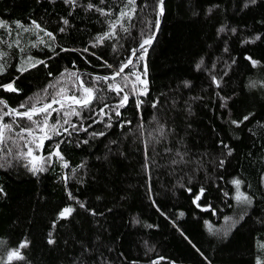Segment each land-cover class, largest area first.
Returning a JSON list of instances; mask_svg holds the SVG:
<instances>
[{
    "label": "trees",
    "instance_id": "1",
    "mask_svg": "<svg viewBox=\"0 0 264 264\" xmlns=\"http://www.w3.org/2000/svg\"><path fill=\"white\" fill-rule=\"evenodd\" d=\"M132 7L0 0V86L17 89L0 87V99L24 112L61 88L82 95L81 82L96 97L74 106L78 115L51 113L60 134L40 148L22 132L40 136L36 125L3 117L12 130L0 143V264H264V0H165L162 15L160 0ZM124 10L127 31L117 25L97 43ZM160 24L124 73L146 80V94L129 85L119 119L123 93L97 78L132 59ZM30 149L50 157L49 169H29ZM13 251L22 258L9 259Z\"/></svg>",
    "mask_w": 264,
    "mask_h": 264
},
{
    "label": "snow or ice",
    "instance_id": "2",
    "mask_svg": "<svg viewBox=\"0 0 264 264\" xmlns=\"http://www.w3.org/2000/svg\"><path fill=\"white\" fill-rule=\"evenodd\" d=\"M66 3L69 4H75L76 0H65ZM101 2H103V0H101ZM252 3H255V0H251ZM128 4L132 5L133 7L131 8V12L135 11L134 5H135V0H128ZM87 7L89 9L94 8L95 6L91 3H89L87 5ZM97 11H100L102 14L105 15H110V13H105L103 9H96ZM160 14H163V0H160ZM125 16H129L130 18V12L128 10H124L121 11L119 13V17L120 19H117L116 21L112 22L110 24V31L104 33L101 36H97L96 37V41L97 43H102L105 39H110V38H114L116 35V27L117 25H119L124 31H127V28L124 27V25L121 23V20L125 17ZM65 24L68 23L67 20L64 21ZM3 22L0 21V25H2ZM20 26V25H18ZM36 28H39V25H35ZM27 31V29H25ZM64 29H61V31H63ZM45 35L49 36L50 38H53V34L50 32H46ZM151 43V39H147L144 41V43L140 46L141 48L144 47V44H150ZM93 47H95V45H93ZM85 51H87V49H85ZM147 50L145 49V52ZM132 55H135V50H133ZM143 58V57H141ZM39 63H43V61H40ZM132 64V60L128 59L126 62L121 63V65L119 66V68H117L113 75L108 77H98L97 80L99 81H103L104 83L107 84L108 90L111 91H115L118 95L120 93H122L124 91V88H127L129 86V83L132 84V92L135 94L138 89H137V82L141 85H144L145 87L141 90H139V94L140 95H144L146 94V84L147 81L146 80H142L140 75H138L137 73L133 72L132 76L135 77L134 81H130L129 80V76L127 74H124V70L125 68H128L129 65ZM253 64H255V61H253ZM32 67L36 66V63H32L31 64ZM3 70V66L0 65V71ZM27 68L25 67H21L19 69V71L23 72L26 71ZM75 75V74H72ZM146 75V72H145ZM117 77H122V80L124 81L123 84L116 82L117 81ZM111 80L112 83H108V81ZM0 87H5L6 90L9 91H17V89H15L13 87L12 83H9L6 86H0ZM80 87L82 88V92L83 94H86V97L82 94L80 96H77L75 94L73 95H66L65 93V89L61 88L50 100V102L48 103H44L42 106L37 107V104L39 103V100L36 103H32L30 107H27V110L24 112H20L17 109L14 108H10L9 105L2 99H0V105H3L4 108L8 109V111L3 112L2 115H0V143H3L5 140V132H10L12 130V125L8 124V123H3V117L4 116H15L21 119H27L28 121H30L33 125H36L37 130L39 131V133H41L40 136H35L33 133V130L31 128H23L22 132L26 133L28 136H33V140L29 141V143H35L37 148H39L42 143H43V138H48L50 139L51 136L48 135L49 132H54L56 134H60L58 132L57 129V124L59 123V121H57V123H54L52 125H49V117L51 116L52 112H63L64 117H68L71 115H78L79 113L76 110V107L74 106H80V107H89L91 106V102L93 99H96V97L94 96V89L89 86V87H84L83 82H81ZM31 99V98H30ZM129 99V95L127 93H125L122 97H121V102L120 104L116 105L115 108H113V111L115 112L116 116H120V112H119V108L123 107L126 105L127 101ZM139 103H137V107H139ZM59 104L60 107L54 108L53 105ZM27 106V102L26 103H22L20 105V108H26ZM103 110H101L102 112ZM36 116H40L42 117V119L40 120H35L34 117ZM109 119H111V117H109ZM249 117L245 116L243 117V119L241 121H232L233 124H236L237 127L240 126L241 123H243V121L248 120ZM63 123L64 124H69L70 121L68 119H63ZM130 123V122H129ZM108 127H111V124L107 125ZM73 130H77L76 125H72ZM65 131H67V129H65ZM84 131H87V129H84ZM91 135L95 136V135H104L103 132L101 133H91ZM225 147H227V145H225ZM59 148V145H57V149ZM32 154V150H29V155ZM53 155H59L58 151L53 153ZM62 159V157H60ZM50 159V157H49ZM65 167H67V164L64 165ZM234 184L237 185V189H239V181L238 180H234L233 181ZM201 194L203 193V189L200 190ZM200 196L197 195L196 196V200H199ZM237 200H243L246 203H250V199L247 196H242V194H238L237 195ZM83 207V205H81ZM72 211V209L70 208H66L64 210V212L61 213V216H64L65 214H70ZM181 215H183L181 213ZM53 241L50 240L49 243H52ZM21 247H23V245H21ZM9 259H12L13 257L16 258H22L19 256V253L17 251H13L10 252L9 254Z\"/></svg>",
    "mask_w": 264,
    "mask_h": 264
},
{
    "label": "rangeland",
    "instance_id": "3",
    "mask_svg": "<svg viewBox=\"0 0 264 264\" xmlns=\"http://www.w3.org/2000/svg\"><path fill=\"white\" fill-rule=\"evenodd\" d=\"M138 74V73H137ZM129 76V75H128ZM141 77V76H140ZM129 80L130 81H134L135 80V77H130L129 76ZM129 85H130V87H131V89H132V84L131 83H129ZM137 100H139V97L138 96H136V101ZM227 105H228V101L227 100H224V99H222V107H223V109H226L227 108ZM49 135V134H48ZM42 146V145H41ZM40 146V147H41ZM39 147V148H40ZM34 154V157H41V153H40V151L39 152H36V153H33ZM27 156H28V154H27ZM32 160H34L33 159V156H31V155H29L28 156V158H27V166L29 167V169H32L29 165H28V163H30ZM39 161V160H38ZM33 162V161H32ZM40 163H36L35 164V167L33 166V163H31L32 164V166H33V168L34 169H32L34 172H36V171H45V170H47V169H49V166H50V163H51V161H50V159H48V160H40L39 161ZM238 194H241V192H239V191H237L236 192V199H237V195ZM242 205H244V206H249V203H246V202H244V203H242Z\"/></svg>",
    "mask_w": 264,
    "mask_h": 264
},
{
    "label": "flooded vegetation",
    "instance_id": "4",
    "mask_svg": "<svg viewBox=\"0 0 264 264\" xmlns=\"http://www.w3.org/2000/svg\"><path fill=\"white\" fill-rule=\"evenodd\" d=\"M109 81H111V80H109ZM116 82H118V83H121V84H123L124 82L122 81V78L121 77H118L117 78V81ZM111 83H112V81H111ZM123 94L122 95H120V98L125 94V93H127L128 95H129V99H128V101H127V103H126V105L125 106H123V107H121V108H119V112L120 113H122V111H124L127 107H129L130 106V104L132 103V95L128 92V87L127 88H124V91L122 92ZM119 104H120V102H119ZM119 119H121V114H120V116H119ZM31 156H33V159L34 160H32L30 163H28V165L32 168V169H34L33 168V166L35 167V164L38 162V163H40L39 161L40 160H48L49 159V156H47V155H41V157H34V154L32 153L31 154ZM39 160V161H38ZM31 163H33V166H32V164ZM31 169V170H32ZM33 171V170H32Z\"/></svg>",
    "mask_w": 264,
    "mask_h": 264
},
{
    "label": "water",
    "instance_id": "5",
    "mask_svg": "<svg viewBox=\"0 0 264 264\" xmlns=\"http://www.w3.org/2000/svg\"><path fill=\"white\" fill-rule=\"evenodd\" d=\"M164 2H165V0H163V4H164ZM160 28H161V24L159 25V27H158L156 33H155L151 38H149V39H151V43H150L151 46H150V48H151L152 45L155 43V41H156V39H157V37H158V34H159V31H160ZM143 43H144V42H143ZM143 43H142V44H143ZM142 44H141V45H142ZM141 45H140V46H141ZM145 45H147V44H144V46H145ZM140 46L136 49V51H135V55H134V56L132 57V59H131V60H132V64H133V62H134L136 56L138 55V53H139V51H140V49H141ZM147 53H148V52H147ZM132 64H131V65H132ZM131 65H129L128 68H129ZM128 68H125L124 73L126 72V70H127ZM145 70L147 71V65H145ZM147 73H148V71H147ZM117 78H118V77H117ZM78 80H80V74H78ZM79 83H80V81H79ZM94 96H95V92H94ZM92 101H93V100H92ZM56 105H58V104H56ZM56 105H53V107L56 106ZM77 106H78V105H77ZM58 108H59V107H57V109H58ZM53 113H55V112H52V114H53ZM36 117H39V116H36ZM57 151H58V153H59V155H60V154H61V153H60V147H59L58 149L56 148L55 151H54V153L57 152ZM59 155H56V156H59ZM66 178H67V177H66ZM159 261H162V259H160Z\"/></svg>",
    "mask_w": 264,
    "mask_h": 264
}]
</instances>
